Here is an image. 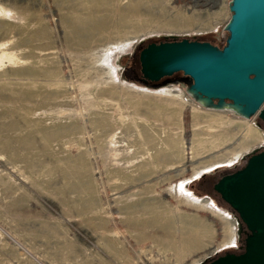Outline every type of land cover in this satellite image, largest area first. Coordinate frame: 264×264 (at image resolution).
<instances>
[{
	"label": "rangeland",
	"instance_id": "rangeland-1",
	"mask_svg": "<svg viewBox=\"0 0 264 264\" xmlns=\"http://www.w3.org/2000/svg\"><path fill=\"white\" fill-rule=\"evenodd\" d=\"M181 1L0 0V264H207L241 251L213 185L261 149L264 122L206 108L183 73L150 84L137 66L150 41L224 45L231 0L201 15ZM91 15L109 21L71 35ZM188 230L201 237L182 251Z\"/></svg>",
	"mask_w": 264,
	"mask_h": 264
},
{
	"label": "water",
	"instance_id": "water-1",
	"mask_svg": "<svg viewBox=\"0 0 264 264\" xmlns=\"http://www.w3.org/2000/svg\"><path fill=\"white\" fill-rule=\"evenodd\" d=\"M226 45L209 41H150L139 52L145 81L176 72L191 78L189 94L206 108H232L264 122V0H231ZM244 166L225 173L213 189L238 217L245 235L240 252L227 251L207 264H264V149L248 153Z\"/></svg>",
	"mask_w": 264,
	"mask_h": 264
},
{
	"label": "bare ground",
	"instance_id": "bare-ground-1",
	"mask_svg": "<svg viewBox=\"0 0 264 264\" xmlns=\"http://www.w3.org/2000/svg\"><path fill=\"white\" fill-rule=\"evenodd\" d=\"M181 2H182V5H181L182 7H180L181 9L184 6L186 9H189V10L191 9L193 14H195V15H201V13L204 11V9L213 8V7L219 6L221 4V0H182ZM217 14H218V11L213 12L214 17L217 16ZM108 19L109 18H105V19L94 18L91 15L90 19H85L83 21L80 19L77 22L76 21H72L71 24H70V33H71V35H74V36L75 35H81L83 33V26H84L83 24L84 23L89 25V26H91L90 28H92V27L103 28L108 23V21H109ZM86 28H89V27H86ZM165 92H170V91L169 90H165ZM224 109H227V107L224 108ZM232 110H234V109H232ZM246 130H247V132L252 131V127H249ZM262 140H263V138L261 139V141ZM243 148H245V147H243ZM188 149H189V152H191V154L193 156V148H191V146H188ZM243 151L244 150H239V151L235 152L232 156L220 157V158L215 159L214 161L207 162V163H205L203 165H199L195 169V171L193 173L199 172L201 169H204V168L212 167V168H210V170H212V169H216L218 166L227 165L226 162H229L231 159L237 157ZM242 155H244V154H242ZM222 163H224V164H222ZM215 165H218V166H215ZM187 183L188 182H186V184ZM186 184H185V188H187ZM148 222H151V221H149V220H141V221H139L137 223V226L140 229H143V227H145L148 224ZM236 223H237V221H236ZM196 225L197 226H202V224H200V223H197ZM166 227L168 228L169 225L168 226L167 225L163 226V229L164 230L167 229ZM167 230H165V232L167 234H170L169 231H167ZM201 232H202V230H188L187 232L185 231L184 233L186 235H184V237H182V241H181L182 242V246H181L180 250H182V251L185 250V249L188 250V249L194 247L198 243V241H199V239L201 237ZM230 240H231V234H230V236L226 237L225 239L223 238V240L218 245L222 246L224 244H228L230 242ZM218 245H217V247H218Z\"/></svg>",
	"mask_w": 264,
	"mask_h": 264
},
{
	"label": "trees",
	"instance_id": "trees-1",
	"mask_svg": "<svg viewBox=\"0 0 264 264\" xmlns=\"http://www.w3.org/2000/svg\"><path fill=\"white\" fill-rule=\"evenodd\" d=\"M213 44V43H212ZM214 45H216V44H214ZM226 45V40H225V43H224V45H222V46H218V45H216V46H218V47H220V48H223L224 46ZM138 67L140 68V71H141V65H140V60L138 59ZM178 73H183V72H176V73H174L172 76H168V77H165V78H171V77H173V76H175L176 74H178ZM184 74V73H183ZM185 75V74H184ZM186 76V75H185ZM188 77V76H187ZM165 78H163V79H165ZM162 79V80H163ZM191 79V78H190ZM161 81V80H160ZM159 81V82H160ZM159 82H150V81H147V83H150V84H157V83H159Z\"/></svg>",
	"mask_w": 264,
	"mask_h": 264
},
{
	"label": "built area",
	"instance_id": "built-area-1",
	"mask_svg": "<svg viewBox=\"0 0 264 264\" xmlns=\"http://www.w3.org/2000/svg\"><path fill=\"white\" fill-rule=\"evenodd\" d=\"M259 148L264 149V141L260 144Z\"/></svg>",
	"mask_w": 264,
	"mask_h": 264
}]
</instances>
